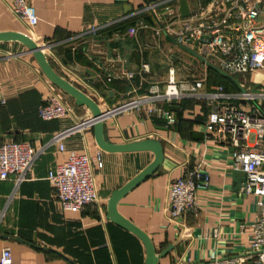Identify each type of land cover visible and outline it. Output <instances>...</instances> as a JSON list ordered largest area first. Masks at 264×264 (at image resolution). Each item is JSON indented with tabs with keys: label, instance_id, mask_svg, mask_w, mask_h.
I'll use <instances>...</instances> for the list:
<instances>
[{
	"label": "crops",
	"instance_id": "0c3cea01",
	"mask_svg": "<svg viewBox=\"0 0 264 264\" xmlns=\"http://www.w3.org/2000/svg\"><path fill=\"white\" fill-rule=\"evenodd\" d=\"M167 0H128L131 13L120 0H29L38 23L30 27L0 0V35H23L43 49L52 70L91 99L102 113L146 97L153 87L165 90L170 68L184 61L177 77L207 75L208 90L222 85L237 93V81L215 67L186 61L184 49L156 36L157 7ZM179 11L180 0H169ZM191 5L195 0H187ZM134 31V33H132ZM149 63L151 74L142 72ZM184 67V66H183ZM135 73L129 79L128 74ZM240 83L250 87L249 78ZM223 83H219L220 81ZM50 96L70 110L61 120L46 122L39 109ZM71 98L74 105L65 103ZM1 102H4L2 105ZM109 115L103 121L102 139L95 126L68 137L65 152L50 148L37 162L29 179L16 187L13 178L0 180V258L5 248L13 264H147L142 239L117 222L113 213L143 232L152 244L156 264H203L212 256L245 258L258 198L244 193L245 174L231 156V144L207 135L210 108L200 100L172 105L156 103ZM83 110L82 112H79ZM172 111L169 126L163 112ZM92 110L55 85L43 72L35 55L22 41L0 40V143H28L40 148L59 132L91 118ZM146 143L159 144L158 169L126 192L111 212L114 196L156 161L153 149L116 150ZM71 153L96 157L94 183L98 200L80 211L64 210L48 180L49 173L65 163ZM203 169L210 175L208 189L197 192L195 212L174 219L170 212L172 184L187 173Z\"/></svg>",
	"mask_w": 264,
	"mask_h": 264
},
{
	"label": "built area",
	"instance_id": "2783aa9c",
	"mask_svg": "<svg viewBox=\"0 0 264 264\" xmlns=\"http://www.w3.org/2000/svg\"><path fill=\"white\" fill-rule=\"evenodd\" d=\"M5 1L19 19L30 27L37 25V12L29 0ZM170 3L167 0L146 7V11L152 12L158 6L163 7L160 15L155 14L159 25L156 36L171 37L177 46L194 52L207 65L229 77H259L262 74L264 80V0H195L193 4H188L190 16L187 18H182ZM141 68L146 75L151 74L149 63H143ZM133 77L135 73L128 74L129 79ZM207 80L206 74L178 79L176 69L170 68L164 91L153 87L146 97L107 112L117 115L146 104L150 105L149 112L152 113L156 103L172 105L189 99L203 101L211 110L205 123L207 135L231 144L234 165L246 177L244 193L258 198V217L253 225L250 245L252 263L242 257L212 256L203 264H264V92L247 91L239 83L243 90L237 93L226 92L222 85L208 90ZM69 115V108L56 96L48 97L39 109V117L46 122L61 120ZM163 117L169 126L176 124L172 111L163 112ZM95 123L93 117L81 120L55 134L49 143L40 148L28 143H0V180L13 178L16 187H19L29 179L46 151L57 146L65 152L64 142L68 137L93 127ZM100 162V154L90 157L71 153L65 163L49 173L50 185L64 210L80 211L97 202L94 178ZM209 183L210 175L203 169L177 179L170 191L171 217L178 219L195 212L198 208L197 192L208 189ZM0 264H13L10 248L2 251Z\"/></svg>",
	"mask_w": 264,
	"mask_h": 264
},
{
	"label": "water",
	"instance_id": "95a60500",
	"mask_svg": "<svg viewBox=\"0 0 264 264\" xmlns=\"http://www.w3.org/2000/svg\"><path fill=\"white\" fill-rule=\"evenodd\" d=\"M120 2L124 3L125 12L127 14L132 12V7L130 5H128V0H120ZM179 5H180V7H179L180 16L182 18L189 17L190 16V9H189V5H188V1L187 0H180ZM4 39H14V40L22 41L23 43H25L27 45V47L29 48L30 52L35 55V57H36L38 63L40 64L43 72L50 79V81H52L55 85H57L63 91H65L70 96H72L74 99H76L79 103L88 106L92 110L93 118L96 120V123L94 126L97 130V133H98V141L103 148L111 149L110 147H108L105 144V142L102 139L103 119H104V117L109 115V112L101 113L99 108L97 107V105L91 99H89L87 96H85L84 93H82L81 91H79L78 89L73 87L71 84H69L63 78L58 76L52 70V68L49 66L44 55L42 54L43 49L41 47H38L30 38L23 36V35H10V34L9 35H0V40H4ZM169 40L172 41L173 43H175V41L172 38H169ZM184 50L188 51L189 53L193 54L194 56H196L197 58H199L200 60L203 61V59L201 57H199L198 55H196L194 52H192L188 49H184ZM140 149H153V150H155V152L157 154L156 161L153 165H151L149 168H147L146 171L143 172L138 178H136L132 183H130L122 191H120L119 193H117L114 196V198L111 200V203H110L111 212H113L115 204L120 200V198L126 192H128L129 190H131L132 188L137 186L139 183L144 181L146 178H148L154 171H156L158 169V167L160 166V164L162 162L163 155H162V150H161V147L159 144L146 143V144L135 145V146H131V147L116 148V150H140ZM113 218L117 222L122 224L124 227H126L127 229H129L130 231H132L133 233H135L136 235H138L142 239V241L145 243L146 249H147V255H148L147 264H156V258H155L154 250H153L152 244L149 241L148 237L143 232H141L139 229L134 227L132 224H130L127 221L116 216L114 213H113Z\"/></svg>",
	"mask_w": 264,
	"mask_h": 264
},
{
	"label": "rangeland",
	"instance_id": "374dc122",
	"mask_svg": "<svg viewBox=\"0 0 264 264\" xmlns=\"http://www.w3.org/2000/svg\"><path fill=\"white\" fill-rule=\"evenodd\" d=\"M182 55H184V58L186 61H198L199 59H197L196 57H194L193 55L189 54L187 51H182ZM200 61V60H199ZM181 63H177V71L179 72L180 71V68H185V62L184 61H180ZM184 66V67H183ZM243 76H235V77H232L235 81L242 83L243 81ZM247 78H249V83H250V87H246L245 89L247 91H250V92H253V93H260V92H264V80H263V77H262V74L259 76V77H254V76H247ZM241 85V84H240ZM243 89L242 88H239V91H242ZM164 91V90H162ZM65 103L66 104H69V105H74V103L72 102L71 98H67L65 100ZM175 104V103H174ZM259 105V104H258ZM83 110L79 111V112H82Z\"/></svg>",
	"mask_w": 264,
	"mask_h": 264
},
{
	"label": "bare ground",
	"instance_id": "6f19581e",
	"mask_svg": "<svg viewBox=\"0 0 264 264\" xmlns=\"http://www.w3.org/2000/svg\"><path fill=\"white\" fill-rule=\"evenodd\" d=\"M35 43V42H34ZM36 44V43H35ZM37 45V44H36ZM38 46V45H37ZM39 47V46H38ZM42 54L44 55V53L42 52ZM100 110V109H99ZM108 111H110V110H108ZM101 112V111H100ZM102 113V112H101ZM93 117V116H92Z\"/></svg>",
	"mask_w": 264,
	"mask_h": 264
},
{
	"label": "trees",
	"instance_id": "16d2710c",
	"mask_svg": "<svg viewBox=\"0 0 264 264\" xmlns=\"http://www.w3.org/2000/svg\"><path fill=\"white\" fill-rule=\"evenodd\" d=\"M147 1H149V0H147ZM219 83H223V81L221 80Z\"/></svg>",
	"mask_w": 264,
	"mask_h": 264
}]
</instances>
